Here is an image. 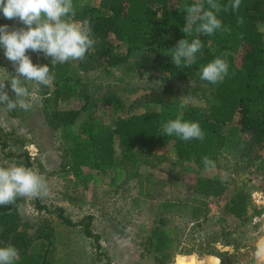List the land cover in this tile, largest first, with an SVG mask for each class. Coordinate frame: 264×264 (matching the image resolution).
Masks as SVG:
<instances>
[{"label":"trees","instance_id":"trees-1","mask_svg":"<svg viewBox=\"0 0 264 264\" xmlns=\"http://www.w3.org/2000/svg\"><path fill=\"white\" fill-rule=\"evenodd\" d=\"M218 2L223 6L229 0ZM191 3L193 0H102L95 7L88 5V0H73L75 16L72 19L90 21L95 40L85 59L76 61L79 72L118 68L128 63L132 51L144 50L152 56L156 80L165 85L171 80L188 78L206 82L199 79V69L217 57L227 60L229 73L213 87L210 105L202 112L190 106L181 110L179 102L160 85L149 88L141 99L144 104L154 106V110L119 117L111 124L99 122L91 128H81L80 141L65 149L63 168L65 174L70 173L83 187L88 182L93 185L102 182L109 171L108 186L115 188L121 181L138 177L140 167H154L161 158L154 150L169 146L178 161L189 164L198 173L188 184L192 195L218 200L230 192L224 210L233 227L222 226L210 231L227 239L235 236L237 225L246 226L252 217L261 215L262 210L252 204L247 181H244L243 189H229L224 180L202 176L212 169L205 170L202 157L210 158L216 165L221 151L231 140L230 131H235L247 136L238 143L237 157L243 160L242 169L247 170L255 161L254 170L247 174L264 173V37L259 31V27L264 26V4L262 0H241L237 12H220L218 18L230 32L218 30L211 36L193 32L186 36L181 31L186 22L184 8ZM238 16L243 18L241 25L237 24ZM197 37L203 47L197 53L196 63L188 68H177L171 61L170 49L181 39L187 38L190 42ZM150 39L155 41L149 42ZM116 46L123 47L124 52L115 54ZM225 52L230 55L222 56ZM34 64L48 65L55 77L52 89L41 94L46 125L52 130L73 125L80 113L95 103L87 94L81 78L71 75L73 63L53 67L51 59L42 58ZM73 99L81 101L82 106L66 110L58 108L59 102ZM178 117L183 121L198 122L205 139L185 142L175 136L164 135L162 125ZM116 151L119 153L117 161ZM148 177H151L150 173L143 174L145 181ZM193 201L195 203L187 204L162 200L158 206L167 212L172 207H186L192 224L189 234H193L207 220L203 212L205 202ZM20 203L18 199L16 205L0 206V247L11 245L18 250L20 259L16 264H50L48 255L52 230L46 222L48 220L39 221L33 233L27 234L28 225L21 223L18 215ZM33 206L45 213L55 212L61 223L74 226L60 207L48 210L37 199H34ZM223 222L220 218L216 220V223ZM90 225L91 216H84L75 224L81 227L83 236L91 240L104 264H111L109 258L100 252V237L91 232ZM175 232L162 218H157L148 230L142 251L152 256L154 264H169L178 252L180 238L175 237Z\"/></svg>","mask_w":264,"mask_h":264},{"label":"rangeland","instance_id":"rangeland-1","mask_svg":"<svg viewBox=\"0 0 264 264\" xmlns=\"http://www.w3.org/2000/svg\"><path fill=\"white\" fill-rule=\"evenodd\" d=\"M100 1L102 0H88V5L97 7ZM262 1L264 4V0ZM5 25L8 31L26 27L15 19L4 18L0 13V26ZM259 31L264 37V26L259 27ZM152 41L155 40H149ZM113 52L123 53L124 48L116 46ZM3 53L4 49L0 47V79L15 75L12 62L8 61ZM26 55L33 64L45 58L43 53H34L31 50H28ZM128 60L127 64L118 68L108 70L98 68L86 73L77 71L76 61H69L73 63L71 75L81 78L87 94L91 95L95 103L87 106L73 125L63 129L48 128L43 117L41 94L43 91H50L51 85L41 86L37 91L31 84L25 82L29 91L33 93L30 97L32 108L29 111L17 108L12 112H6L3 108L6 105L0 104V166L7 167L14 163L38 169L45 177L49 188V196L37 199L38 202L48 210L60 207L63 215L74 225L61 223L55 212L38 211L33 206L34 199H20L18 215L21 223L28 225L27 234L33 233L36 223L43 219L48 220L46 222L52 230V244L48 255L50 264H104L103 258L96 254L91 240L83 236L80 226H75L84 216H91L90 230L99 235L100 252L109 258L111 264H154L152 256L142 251V243L157 218L166 220L167 225L176 231L175 237L180 238L178 252L169 264H173L176 255L181 252L184 241L191 240L197 243L204 237L218 235L210 233L212 230L222 226L233 227L224 210L230 192L218 200L192 195L188 184L198 176V173L189 164L178 161L169 146L154 150L156 155L161 156L154 167H140L138 177L121 181L115 188L108 186L109 171L102 182L96 185L88 182L86 187L76 183L70 173H64L65 149L80 141L81 128H91L99 122L111 124L119 117L154 110V106L144 104L141 99L151 87L160 85L168 89L179 104L182 97L186 96L188 98L186 106L198 108L199 112L205 111L210 105L209 97L217 83L197 82L195 78H188L171 80L165 85L156 80L155 64L152 56L146 51L134 50ZM5 86L4 90L9 99H14L15 94L11 91L8 81H5ZM82 104L81 101L73 99L59 102L58 108L76 109ZM230 132L231 140L221 151L215 167L202 173V176L224 180L229 189L232 187L243 189V183L247 181L246 188L249 190L252 204L264 213V173L247 174L254 170L255 161L247 170L242 169L243 160L237 157L238 143L247 136L235 131ZM115 154L117 161L118 151ZM144 173L151 174L146 181L145 177L143 178ZM193 199L205 202L203 212L207 215V220L193 234H189L192 224L187 216L189 211L186 207H172L167 212L161 211L158 206L162 200L191 204L195 203ZM260 216L252 217L246 226L237 225V233L235 236H228L227 240L236 239L248 249L256 247L257 242L264 237V215L262 218ZM217 218L223 219L224 222L216 223ZM37 243L38 241L35 242L34 248ZM195 250L198 251L197 248ZM218 264L245 262L238 252ZM256 264H264V259Z\"/></svg>","mask_w":264,"mask_h":264},{"label":"clouds","instance_id":"clouds-1","mask_svg":"<svg viewBox=\"0 0 264 264\" xmlns=\"http://www.w3.org/2000/svg\"><path fill=\"white\" fill-rule=\"evenodd\" d=\"M240 5L241 0H229L223 6L218 0H193L190 5H185L186 22L181 31L186 36L193 32L206 36L214 35L218 30L230 32L223 26L218 14L229 10L237 12ZM0 13L4 18L15 19L26 26L14 31H8L6 25L0 26V47L15 71V75L0 79V104L6 105L3 107L6 112L17 108L29 111L33 93L25 82L38 91L41 86H50L55 77L48 65L33 64L26 52L43 53L45 58H51L53 67L69 61H83L95 44L90 21L72 19L75 16L73 0H0ZM237 24H243L242 17H237ZM202 47L200 39H192L191 42L187 38L181 39L170 49L171 61L177 68L191 67L196 63L197 53ZM227 55L230 53L222 54L224 57ZM228 73L227 60L217 57L201 67L198 75L201 81L216 84L222 82ZM5 81L10 84L14 99H9L4 90ZM187 102L188 98L183 96L179 108L183 110ZM162 132L185 142L205 139L198 122L183 121L179 117L164 123ZM202 163L205 170L215 167L208 157H202ZM48 196L47 181L38 169L14 163L0 166V206L16 205L21 198L44 199ZM254 256L258 260L264 259V240L257 242ZM19 259V252L14 246L0 247V264H16Z\"/></svg>","mask_w":264,"mask_h":264},{"label":"bare ground","instance_id":"bare-ground-1","mask_svg":"<svg viewBox=\"0 0 264 264\" xmlns=\"http://www.w3.org/2000/svg\"><path fill=\"white\" fill-rule=\"evenodd\" d=\"M261 240H264V237L259 241ZM196 248L198 251L195 250ZM255 250L256 247L248 249L236 239L227 240L218 235L207 236L197 243L191 240L184 241L182 250L176 255L173 264H218V262L226 261L232 254L238 252H240L245 264H256L262 259L255 258Z\"/></svg>","mask_w":264,"mask_h":264},{"label":"built area","instance_id":"built-area-1","mask_svg":"<svg viewBox=\"0 0 264 264\" xmlns=\"http://www.w3.org/2000/svg\"><path fill=\"white\" fill-rule=\"evenodd\" d=\"M264 215V213L261 214L260 218H262V216ZM259 220V219H258Z\"/></svg>","mask_w":264,"mask_h":264}]
</instances>
